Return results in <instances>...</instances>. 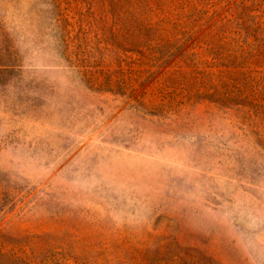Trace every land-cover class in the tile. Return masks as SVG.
I'll use <instances>...</instances> for the list:
<instances>
[{
	"label": "rangeland",
	"instance_id": "obj_1",
	"mask_svg": "<svg viewBox=\"0 0 264 264\" xmlns=\"http://www.w3.org/2000/svg\"><path fill=\"white\" fill-rule=\"evenodd\" d=\"M0 264H264V0H0Z\"/></svg>",
	"mask_w": 264,
	"mask_h": 264
}]
</instances>
